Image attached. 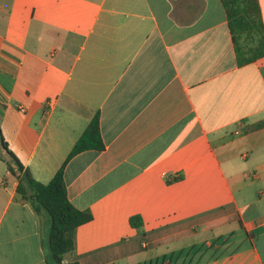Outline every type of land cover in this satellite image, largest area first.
Wrapping results in <instances>:
<instances>
[{
  "label": "crops",
  "instance_id": "crops-1",
  "mask_svg": "<svg viewBox=\"0 0 264 264\" xmlns=\"http://www.w3.org/2000/svg\"><path fill=\"white\" fill-rule=\"evenodd\" d=\"M95 113L104 147L63 167L92 214L63 262L264 264V56L237 62L221 0H0V127L23 167L47 182ZM19 175L0 141V264H57Z\"/></svg>",
  "mask_w": 264,
  "mask_h": 264
},
{
  "label": "trees",
  "instance_id": "trees-1",
  "mask_svg": "<svg viewBox=\"0 0 264 264\" xmlns=\"http://www.w3.org/2000/svg\"><path fill=\"white\" fill-rule=\"evenodd\" d=\"M226 11L227 24L231 33L233 47L238 63L253 61L264 56V23L259 0H221ZM264 125V119L251 123L248 128L258 129ZM0 141L7 149L20 172L16 191L19 195L29 197L40 204L50 217L48 234L49 251L57 264H80L76 260L63 262L65 252L75 246L76 227L91 219L92 214L87 209L77 208L69 199L63 177L65 162L75 153L85 149H102V140L98 113L91 118L82 133L75 140L68 156L53 176L43 182L36 179L29 168L23 167L20 160L8 149L0 127ZM10 171L15 169L8 164ZM129 221L139 227V215H131ZM163 260V259H162ZM155 261L137 264H161Z\"/></svg>",
  "mask_w": 264,
  "mask_h": 264
}]
</instances>
